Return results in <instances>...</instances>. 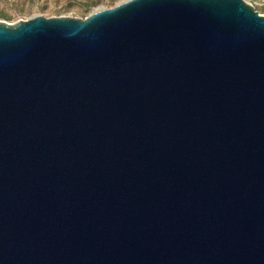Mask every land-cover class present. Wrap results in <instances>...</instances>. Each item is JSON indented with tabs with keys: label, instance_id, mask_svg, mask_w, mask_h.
Returning a JSON list of instances; mask_svg holds the SVG:
<instances>
[{
	"label": "water",
	"instance_id": "water-1",
	"mask_svg": "<svg viewBox=\"0 0 264 264\" xmlns=\"http://www.w3.org/2000/svg\"><path fill=\"white\" fill-rule=\"evenodd\" d=\"M0 264H264V14L0 21Z\"/></svg>",
	"mask_w": 264,
	"mask_h": 264
},
{
	"label": "rangeland",
	"instance_id": "rangeland-1",
	"mask_svg": "<svg viewBox=\"0 0 264 264\" xmlns=\"http://www.w3.org/2000/svg\"><path fill=\"white\" fill-rule=\"evenodd\" d=\"M123 0H0V21L14 23L35 15L87 17L98 7H112ZM264 14V0H245Z\"/></svg>",
	"mask_w": 264,
	"mask_h": 264
}]
</instances>
